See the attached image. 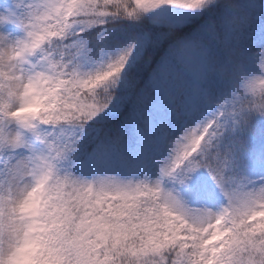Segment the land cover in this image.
Here are the masks:
<instances>
[{
	"label": "snow or ice",
	"instance_id": "snow-or-ice-1",
	"mask_svg": "<svg viewBox=\"0 0 264 264\" xmlns=\"http://www.w3.org/2000/svg\"><path fill=\"white\" fill-rule=\"evenodd\" d=\"M0 264H264V0H2Z\"/></svg>",
	"mask_w": 264,
	"mask_h": 264
},
{
	"label": "rangeland",
	"instance_id": "rangeland-1",
	"mask_svg": "<svg viewBox=\"0 0 264 264\" xmlns=\"http://www.w3.org/2000/svg\"><path fill=\"white\" fill-rule=\"evenodd\" d=\"M0 2H2V0H0Z\"/></svg>",
	"mask_w": 264,
	"mask_h": 264
}]
</instances>
